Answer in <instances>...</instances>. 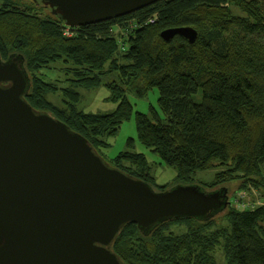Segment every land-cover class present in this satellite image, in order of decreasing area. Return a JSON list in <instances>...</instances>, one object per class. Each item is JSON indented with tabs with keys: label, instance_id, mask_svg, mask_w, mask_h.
Instances as JSON below:
<instances>
[{
	"label": "trees",
	"instance_id": "16d2710c",
	"mask_svg": "<svg viewBox=\"0 0 264 264\" xmlns=\"http://www.w3.org/2000/svg\"><path fill=\"white\" fill-rule=\"evenodd\" d=\"M30 1L31 6H21L0 0V53L4 60L24 56L31 78L25 98L36 110L64 121L103 156L100 148L110 146L109 137L134 113L126 91L143 96L157 87L163 116L153 106L149 113L138 111L136 127L140 141L176 169L174 182L157 185L141 152L127 149L107 162L159 191L197 183L195 175L211 169L217 170L214 178L198 184L210 191L227 188L229 205L209 219L175 218L148 234L136 223L124 224L111 245L119 259L124 264H217L216 252L223 251L228 264H264V205H233L241 191L264 194V0H158L76 27L73 35L65 34L62 16ZM39 4L50 14L35 11ZM184 26L197 30L194 42L179 34L170 40L161 35ZM57 61L68 64L74 87L64 90L69 100L62 104L47 97L59 88L41 74ZM100 85L119 101L116 110H80L75 87ZM127 144L133 147V139Z\"/></svg>",
	"mask_w": 264,
	"mask_h": 264
},
{
	"label": "water",
	"instance_id": "95a60500",
	"mask_svg": "<svg viewBox=\"0 0 264 264\" xmlns=\"http://www.w3.org/2000/svg\"><path fill=\"white\" fill-rule=\"evenodd\" d=\"M66 26L115 19L158 0H34ZM194 42L190 26L170 40ZM23 55L0 53V264H124L111 245L126 223L145 234L180 217L209 219L229 205L227 188L198 183L156 190L109 164L82 134L25 98Z\"/></svg>",
	"mask_w": 264,
	"mask_h": 264
},
{
	"label": "rangeland",
	"instance_id": "374dc122",
	"mask_svg": "<svg viewBox=\"0 0 264 264\" xmlns=\"http://www.w3.org/2000/svg\"><path fill=\"white\" fill-rule=\"evenodd\" d=\"M14 1L16 2V4L21 6H31L30 0ZM34 9L43 16H47V14H50V10L40 4L37 5ZM116 31L118 32L119 30L116 29ZM121 48L123 50L125 48L124 45ZM54 66V69L42 70L41 74L48 81L55 83L59 88V90L54 91L53 94H49L47 97L55 104H62L64 99L69 100V97L64 93V90H69L71 89V87L72 89H74V87L71 86V83L69 81V72L66 69V66H68V64L62 61H57L54 62ZM75 89L80 93L81 96L79 102L77 103V107L84 112L97 114L110 113L115 111L118 106L119 101L113 98L111 89L107 88L106 86L100 85L96 88H85L79 86L75 87ZM125 94L128 100L133 105L134 113L130 117V119L125 120L122 123L116 135L109 137L108 141L110 143V146L106 148H100V152L105 157L106 161L111 164L117 157V155L124 150L129 149L133 152L144 153L148 159L149 165L151 166L152 174L155 178L154 181L157 185H164L170 182H174L177 176L176 169L170 165H167L156 152H154L151 148L145 146L140 141L136 127L135 115L138 111L149 113L150 108L153 106L157 108L160 114L163 116L160 111L158 102V99L160 97L159 89L157 87L150 88L149 91L143 96H137L129 91H126ZM200 97L201 92H199V94L197 95V99H199ZM129 138L133 139V147H130L127 144V140ZM216 171L217 170L214 169L199 171L195 175V180L200 184L203 182L211 181L214 178ZM231 191H233V189ZM260 191L257 189H251L249 193L247 191H241L242 193H239L241 197L239 198L243 199V201L236 197V200L234 199V203V196L230 194V200L234 206L240 209H244L245 207L252 208L257 205H264V196H262L264 194ZM243 193H245L246 195H244ZM216 255L217 264H228L223 251H217Z\"/></svg>",
	"mask_w": 264,
	"mask_h": 264
},
{
	"label": "built area",
	"instance_id": "2783aa9c",
	"mask_svg": "<svg viewBox=\"0 0 264 264\" xmlns=\"http://www.w3.org/2000/svg\"><path fill=\"white\" fill-rule=\"evenodd\" d=\"M74 28H76V27H70V26H67V27L65 28V34H66V35H73L74 32H75ZM239 197H241V196H239ZM235 200H236V199H235Z\"/></svg>",
	"mask_w": 264,
	"mask_h": 264
}]
</instances>
